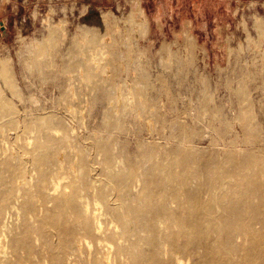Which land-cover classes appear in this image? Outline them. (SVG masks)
<instances>
[{
  "label": "rangeland",
  "instance_id": "374dc122",
  "mask_svg": "<svg viewBox=\"0 0 264 264\" xmlns=\"http://www.w3.org/2000/svg\"><path fill=\"white\" fill-rule=\"evenodd\" d=\"M242 88L254 100L258 133L242 129L252 116H237ZM263 147L264 0H0V264L55 263L53 220L42 230L50 237L39 230L51 215L78 222L70 208L56 207V196L85 190L82 157L93 169L91 196L93 186L110 184L108 155L114 167L139 171V194L161 166L181 160L178 148L197 152L189 161L197 168L204 154ZM47 152L39 168L34 155ZM45 235L48 263L38 246ZM75 241L64 264H90L94 247ZM100 246L107 255L109 246ZM121 256L112 264H126Z\"/></svg>",
  "mask_w": 264,
  "mask_h": 264
},
{
  "label": "bare ground",
  "instance_id": "6f19581e",
  "mask_svg": "<svg viewBox=\"0 0 264 264\" xmlns=\"http://www.w3.org/2000/svg\"><path fill=\"white\" fill-rule=\"evenodd\" d=\"M237 93L238 99H242V107L241 112L236 115L239 120L240 118L248 119L251 116L250 120H253V122L250 120L242 122V129L244 131L249 129L248 132L251 130L254 132L256 129L258 133L260 131L258 112L254 100L249 99L250 92L246 88H242L237 90ZM206 100L208 101V99ZM208 105L207 108L210 106ZM210 110L212 111V109ZM216 113L217 108L213 114L216 115ZM246 140L248 139L246 138ZM228 145L230 144L228 143ZM241 149L243 150V147ZM186 150L187 148L176 150L181 160L173 162L177 166H182L180 172H174L175 164L171 168L164 167V165L160 167V171L157 169L160 178L155 180L152 178L154 175L152 177L149 175L151 173H149L148 167L146 170L153 180L146 181L139 194H134V188L138 191V187L142 183L139 171H135L134 167H130L129 170L125 167H117V165L114 167V162L116 163L117 160L115 161L107 153L106 160L108 161L105 163L111 166V170L106 174L110 178V182L108 181L110 184L105 187L93 186L94 195L91 196L89 193L91 183L88 181L93 179V177H89L93 169L87 166L88 161H85L84 157L80 158V163L77 164L78 182L82 189L85 188V192L81 191L78 196V192L69 194L61 192L59 195L55 193L59 199L56 207L62 208V212L70 208L73 212L72 216L78 217V222L70 224L63 213L58 217L51 215L49 218H45L46 221L42 223L43 227L39 230L42 234H50L48 229L43 232L42 230H45V223L51 226L53 220L51 233L55 232L59 236L57 245L61 250H58L60 251L58 254L56 253L58 258L53 260L54 264H64L67 261L66 258L69 259L73 252L72 249H74V240L78 247L82 246L85 241L94 247L90 252V264H112L121 255L125 257L126 264H264V150L260 149L261 152H254L246 156L236 155L237 151L235 153L226 152L225 158L224 156L221 158L217 152L204 154L206 155H203L204 161L197 168L189 165V161L193 158L192 153L195 155L197 152L191 153ZM50 152L45 155H34L33 159L38 167L42 165L43 161L47 162ZM144 152L142 153L144 154ZM218 152L220 153V151ZM245 153L247 154V152ZM147 154L146 152L144 156ZM200 156L198 155V157ZM140 158L142 157L140 156ZM173 158L177 159V156ZM194 158L196 159V156ZM198 161L197 163H199ZM226 163L229 166H226ZM140 165L139 168L142 167ZM113 167L114 169H112ZM165 170L168 173H161ZM247 170H251V172L248 173ZM143 171L142 169V173ZM94 178L96 177L94 176ZM231 178L235 181H229ZM130 192L134 194L131 197L128 196ZM53 197L55 196L53 195ZM47 198L49 197L47 196ZM85 202H87L86 205H84ZM104 215L111 217L115 229L106 228ZM27 227L28 225L26 230ZM24 233L28 235L27 231ZM48 236H46L47 239ZM102 242L109 246L107 255L100 249ZM50 244L48 239L46 244L38 245L42 251L46 250V254L41 253L43 255L41 257L47 263L52 260L50 258L53 249H50ZM31 245L25 246L26 251H34L32 248L34 245ZM35 251L37 252L38 249L35 248ZM26 260L28 261V259ZM19 263H23L22 259Z\"/></svg>",
  "mask_w": 264,
  "mask_h": 264
}]
</instances>
